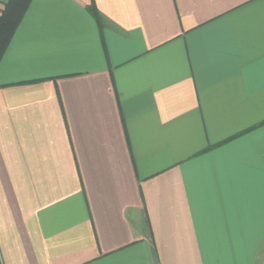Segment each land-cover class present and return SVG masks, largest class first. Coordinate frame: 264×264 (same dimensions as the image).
Instances as JSON below:
<instances>
[{
	"label": "crops",
	"instance_id": "1",
	"mask_svg": "<svg viewBox=\"0 0 264 264\" xmlns=\"http://www.w3.org/2000/svg\"><path fill=\"white\" fill-rule=\"evenodd\" d=\"M0 264H264V0H31Z\"/></svg>",
	"mask_w": 264,
	"mask_h": 264
},
{
	"label": "trees",
	"instance_id": "2",
	"mask_svg": "<svg viewBox=\"0 0 264 264\" xmlns=\"http://www.w3.org/2000/svg\"><path fill=\"white\" fill-rule=\"evenodd\" d=\"M31 0H6L0 9V60ZM93 19L99 27L104 23V17L97 11L93 3L88 6Z\"/></svg>",
	"mask_w": 264,
	"mask_h": 264
}]
</instances>
